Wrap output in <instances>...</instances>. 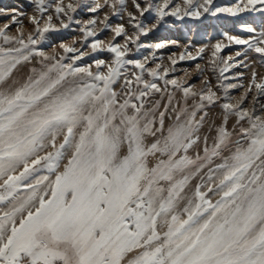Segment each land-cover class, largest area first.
Returning <instances> with one entry per match:
<instances>
[{"label":"snow or ice","instance_id":"snow-or-ice-1","mask_svg":"<svg viewBox=\"0 0 264 264\" xmlns=\"http://www.w3.org/2000/svg\"><path fill=\"white\" fill-rule=\"evenodd\" d=\"M31 3L27 30L16 9L0 27V264H264V76L252 70L245 84L244 72L225 75L250 68L249 53L264 64V0H131L135 11L128 0H96L87 8L107 7L121 20L127 13L131 34L108 23V13L75 19L82 0ZM169 16L230 17L249 34L222 31L211 45L222 95L208 77L197 90L169 79L160 63L147 67L149 56L128 58L135 45L163 59L157 51L177 41H138ZM98 20L114 34L107 45ZM72 24H82L79 40L52 43ZM232 45L242 47L223 55ZM105 51L110 61L84 62ZM129 65L139 72L129 76ZM204 71L197 63L195 72ZM169 85L183 104L173 105L174 91L163 106L149 99ZM233 89L242 90L238 97ZM217 104L222 122L204 134L207 109Z\"/></svg>","mask_w":264,"mask_h":264},{"label":"rangeland","instance_id":"rangeland-1","mask_svg":"<svg viewBox=\"0 0 264 264\" xmlns=\"http://www.w3.org/2000/svg\"><path fill=\"white\" fill-rule=\"evenodd\" d=\"M69 0H65V3H68ZM73 3H75V0H72ZM96 0H82V7L77 9V12L74 13L75 19L80 20L82 23L86 22L88 19H91L93 16L98 15L99 20H103L104 14L108 13L109 15V21L113 27L116 24L123 23L125 25L126 30L131 34L133 32L132 27L127 23L128 17L127 13H123V20L119 19L116 16L111 15V10L107 7H104L99 11L98 14L90 13L87 11V8L89 6H92ZM100 3H104V0H99ZM111 2V0H109ZM220 4H227L230 3L231 0H217ZM142 6H143V0H141ZM0 9H4L6 14H0V27L3 26L4 23H8L11 19V9H16L18 13H21L22 15L18 16V19L23 21V24L25 26V29L27 30L30 26L28 23V17L35 14V6L31 3V0H0ZM128 10L129 11H135L134 8L131 5V0H128ZM145 17H149V14L146 13ZM243 18L246 20H255L257 23L260 22L261 16L259 13L251 14L246 13L243 14ZM99 20L96 25V31L98 32V38L102 39L107 45L111 40L112 36L114 35L110 30H103V25L99 23ZM56 22V21H54ZM151 18L149 17V24L151 23ZM238 21L234 18L230 17H220V18H213L205 16L201 18L200 20H194L191 18H185L184 20H176L174 17H166L165 22L162 23L156 30L149 33L148 36H141L140 41L138 43H144V44H154L161 41H170L175 40L177 41V44L172 45L169 44L165 48L160 49L157 51L156 55L158 57H163V59H157L155 61L152 60L150 53L153 51L151 48H141L139 52L136 51L135 45H130V48L132 51L129 53V57L131 59H143L144 56H149V60L147 62V67H155L156 63H160L163 65V67H167L170 69L168 78H175L178 81L180 80H186L188 83H194L196 85L197 90L202 86L201 81L208 77L213 85V90H217L216 85L218 83L217 76L218 72L213 73L211 71V67L209 65V60L211 58V45L215 44L217 40L222 39V31H229L231 34L234 35H240L244 38H246L249 34L245 33L241 30H239ZM82 26L77 24L70 25L69 30H63L61 34H54L52 36V43H59L61 40L67 43H71V39L73 37L77 38L79 40L82 37V33L79 32V28ZM17 25H12L9 33L14 34L15 29ZM74 29V30H72ZM91 39V38H90ZM116 42L123 43V37H117ZM79 46V45H78ZM200 47H205V52L203 53V58L197 57L196 60H179V55L181 52H191L192 55L197 54V49ZM242 46L238 45H232L230 48L225 49V52L223 55L227 54H234L236 50H239ZM51 53V49H46ZM89 53H91L90 49H86ZM173 54L175 59L178 60V63L175 65V71H171L172 65L168 59L169 56H172ZM249 59L248 63L250 64V68L244 69V68H233L229 73H226L225 75L232 76L237 72H244V83L247 84L248 79L250 78L251 71L255 70L258 73V77L264 76V64H261L259 61V58L254 53H249ZM94 58H102L105 60L111 59V54L108 52H98L95 54H90L85 57L84 62L91 63ZM199 63L201 65V68L205 69L203 75H198L195 72V66ZM129 76L132 71L139 72L138 69H134L133 66L129 65ZM185 70H187V75L185 74ZM21 71H26L25 68H21ZM144 79L151 80L152 78L149 77L146 73L144 75ZM123 78H121L122 83ZM229 82H236L235 80L232 81H224V83ZM161 88L164 87L163 81H158ZM118 90L120 87V84L118 83L115 86ZM175 92V97L173 99V105H176L177 101L180 102V104H183V100L181 99L182 93L179 91H176L172 89V87L168 86L167 92L162 93H153L149 99L151 101L159 100L161 106L168 103V92ZM218 95H222V90H217ZM242 90L240 89H233L230 90V95L234 97H238L240 92ZM189 105L192 104V100L188 101ZM208 111V117L206 118L204 127L202 129V133L212 135L214 134V126L219 125L222 122V116L221 112L222 110L219 107V104L214 105L207 109ZM229 130L232 129V120L230 119L229 122ZM211 128V131H210Z\"/></svg>","mask_w":264,"mask_h":264}]
</instances>
